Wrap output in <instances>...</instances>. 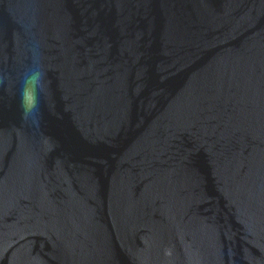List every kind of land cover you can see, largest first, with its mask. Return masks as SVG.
<instances>
[{"label": "water", "instance_id": "water-1", "mask_svg": "<svg viewBox=\"0 0 264 264\" xmlns=\"http://www.w3.org/2000/svg\"><path fill=\"white\" fill-rule=\"evenodd\" d=\"M0 264H264V0H0Z\"/></svg>", "mask_w": 264, "mask_h": 264}, {"label": "clouds", "instance_id": "clouds-1", "mask_svg": "<svg viewBox=\"0 0 264 264\" xmlns=\"http://www.w3.org/2000/svg\"><path fill=\"white\" fill-rule=\"evenodd\" d=\"M32 83L31 91L28 90V83ZM40 73L34 72L32 75L28 76L25 80V88L21 91V108H22V118L28 120L32 118L38 123V113L39 106L37 97L35 94V88L39 85Z\"/></svg>", "mask_w": 264, "mask_h": 264}]
</instances>
